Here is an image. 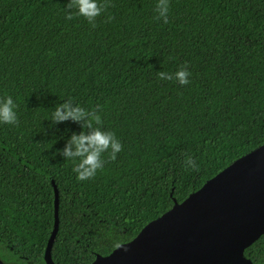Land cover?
<instances>
[{
	"label": "trees",
	"instance_id": "1",
	"mask_svg": "<svg viewBox=\"0 0 264 264\" xmlns=\"http://www.w3.org/2000/svg\"><path fill=\"white\" fill-rule=\"evenodd\" d=\"M68 0H0V260L90 264L132 240L236 159L264 144V0H99L95 27L66 18ZM111 17V19H109ZM187 65V85L157 71ZM73 97L122 149L78 180L58 154L78 124L51 125ZM191 155L197 167L186 168ZM243 256L264 263V234Z\"/></svg>",
	"mask_w": 264,
	"mask_h": 264
},
{
	"label": "water",
	"instance_id": "2",
	"mask_svg": "<svg viewBox=\"0 0 264 264\" xmlns=\"http://www.w3.org/2000/svg\"><path fill=\"white\" fill-rule=\"evenodd\" d=\"M54 223L43 260L54 264ZM264 234V144L241 156L129 242L90 264H255L244 250ZM0 264L4 263L0 260ZM264 264V263H263Z\"/></svg>",
	"mask_w": 264,
	"mask_h": 264
},
{
	"label": "clouds",
	"instance_id": "3",
	"mask_svg": "<svg viewBox=\"0 0 264 264\" xmlns=\"http://www.w3.org/2000/svg\"><path fill=\"white\" fill-rule=\"evenodd\" d=\"M66 18L73 15L83 17L93 27L95 20L104 11L99 0H68ZM169 0H157L154 19L168 22ZM111 19V17H109ZM191 73L187 65L179 66L174 72L157 71L161 80H175L179 85H187ZM16 102L11 95L0 97V124L14 125L17 123ZM51 125L66 121L76 123L79 132H72L64 141L58 154L64 159L73 161V172L78 180L84 181L94 177L105 164V154L108 159H115L122 145L114 132L103 129L100 115L95 110H86L73 97H68L54 105L50 116ZM186 168L195 169L197 164L191 155L184 160Z\"/></svg>",
	"mask_w": 264,
	"mask_h": 264
}]
</instances>
